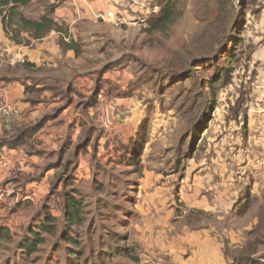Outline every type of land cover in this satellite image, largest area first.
<instances>
[{"label":"rangeland","instance_id":"obj_1","mask_svg":"<svg viewBox=\"0 0 264 264\" xmlns=\"http://www.w3.org/2000/svg\"><path fill=\"white\" fill-rule=\"evenodd\" d=\"M66 1L32 0L21 12L39 19ZM124 3L113 9L120 23L100 18L110 9L106 6L92 20L76 23L86 33L82 29L89 21L91 37L79 44L82 52L78 45L79 55L69 50L79 57L74 74L81 75L83 66L102 69L107 64L99 80L105 70L109 92L127 94L119 103L103 100L98 117L105 113V128L128 122L138 129L126 143L120 134L107 131L104 151L86 152L95 162L90 167L76 159L36 154L33 142L25 151L38 155L31 165L32 158L25 161L20 147L2 149L0 264H141L148 244L156 241L152 235L165 225L199 227L221 221L210 202L218 160L261 162L254 167L259 172L237 165V173H231L242 207L255 201L251 185L264 183V0H184L180 19L164 34L148 32L147 23L158 11L156 0ZM143 4L149 12L137 17L134 10ZM63 26L67 32L59 37L64 40L69 27ZM66 45L60 43V49H68ZM223 68L230 71L220 78ZM110 71L118 73L117 80L109 78ZM216 76L220 80L213 83ZM142 126L148 128L145 142L138 135ZM12 129L3 130L0 140L14 135ZM248 168L244 179L239 170ZM49 171L52 176L46 177ZM258 190L264 194V188ZM68 198L82 212V221L74 225L67 214ZM246 215L250 222L253 215ZM46 216L54 220V233H41L44 242L31 254L25 246L34 231L41 232Z\"/></svg>","mask_w":264,"mask_h":264},{"label":"crops","instance_id":"obj_2","mask_svg":"<svg viewBox=\"0 0 264 264\" xmlns=\"http://www.w3.org/2000/svg\"><path fill=\"white\" fill-rule=\"evenodd\" d=\"M124 2L125 0H69L63 6L57 7L51 17L57 23L69 27L70 42L82 45L89 43L83 38L91 37L89 21L88 26L82 29L86 33H80L75 24L85 18L92 20V15L101 7L117 10L125 6ZM145 7L148 5L143 4L134 10L137 17L149 12ZM126 17L125 14L124 18ZM82 25L84 26V23ZM59 36V33L53 31L34 42L31 47L18 46L6 37L0 20V96L16 111L10 126L0 122V134L5 129L11 130L12 127L14 131L38 125L33 137V152H46L49 156L53 154L57 155L58 159L63 157L69 161L76 159L80 165L90 167L94 160L92 155L86 152L91 153L93 149L104 151L108 141L107 131L120 134V141L126 143L138 127H130L127 122L115 128L111 125V130L105 128L104 111H101L104 117H98L103 100L112 99L113 102L119 103L118 99L128 97L123 96L120 89L109 92L107 84L111 83L105 81V70L102 72V80H99V73L103 68H109L107 64L102 69L98 68V64L92 67L83 66L81 75L74 74L79 57L74 50L60 49ZM80 38L83 39L82 43L78 41ZM80 49L82 52L81 46ZM120 59L123 62L122 57ZM109 76L111 80H117L118 73L110 71ZM111 133L110 136H113ZM27 150L26 147H20L21 156L26 155V160L22 158L23 161L38 156L34 153L30 156L25 152ZM12 152L17 154L18 151ZM35 161L37 160L32 158L30 165L35 164ZM259 164L261 162L253 164L251 160H218L216 165L219 166V173L211 179L216 190L213 189L210 202L214 204L212 211L222 215L221 221L218 224L199 227L187 223L180 226L165 225L161 233L152 235L156 241L153 245L148 244V254L141 255L140 263L264 264V194L258 190L264 188V183L258 180L251 185L252 194L255 196L253 204L256 205L253 207V204L247 203V206L242 207L243 202L239 203L237 199L236 176L231 175L237 173V165H248L259 172L254 168ZM248 170L249 168L239 170L244 179ZM33 172H26V175ZM51 176L49 171L46 177ZM246 214L253 215L250 222H245ZM224 223L226 224L223 225Z\"/></svg>","mask_w":264,"mask_h":264},{"label":"trees","instance_id":"obj_3","mask_svg":"<svg viewBox=\"0 0 264 264\" xmlns=\"http://www.w3.org/2000/svg\"><path fill=\"white\" fill-rule=\"evenodd\" d=\"M184 0H156L158 3L155 15L151 18L148 25L149 33H161L164 34L168 32L171 26H173L182 15L181 3ZM32 4V0H0V20L3 27V31L10 42L15 45L30 46L32 39L39 41L45 38L50 32L56 31L61 35L65 34L67 30L64 29L63 24H58L51 15L55 12V8H51L47 15L41 16L39 19H30L24 16L21 12L22 8L28 7ZM238 33L240 28H236ZM22 33H26L27 37H23ZM68 35V33H67ZM65 36V35H64ZM61 45H66L68 49H74L79 55L80 50L78 44L71 41L70 43H65V39H60ZM238 44H235V47ZM228 53H232L230 49ZM230 70L223 68L220 78L223 72L228 73ZM219 76H216L213 83H217L220 80ZM226 83V80L225 82ZM123 96L126 97V93L123 92ZM38 129V125L28 127L25 129H16L15 134H6V136L0 140V151L4 148L16 149L19 147H29L28 143L33 142L32 147L35 146L34 135ZM141 141L145 142L148 138V128L142 126L138 132ZM8 136V137H7ZM66 208L69 221L72 225L77 224L82 221L80 214L79 204L73 200V198H68L66 201ZM48 222L40 227L41 232H33L32 242L28 243L25 247L28 249L29 253L35 252L36 245L42 244L44 241L40 238L41 233L52 235L54 233L53 226L54 220L52 217H45ZM68 221V222H69ZM1 233V232H0ZM1 237V234H0ZM5 237V236H4Z\"/></svg>","mask_w":264,"mask_h":264},{"label":"built area","instance_id":"obj_4","mask_svg":"<svg viewBox=\"0 0 264 264\" xmlns=\"http://www.w3.org/2000/svg\"><path fill=\"white\" fill-rule=\"evenodd\" d=\"M120 17L119 14L114 10H108L106 13L100 15V18L104 20L108 19L115 23H120L122 21ZM65 41L68 43L70 42L69 38H65ZM15 115V109L10 104L5 102L0 96V122H5L8 124V126H10V123L14 119Z\"/></svg>","mask_w":264,"mask_h":264}]
</instances>
